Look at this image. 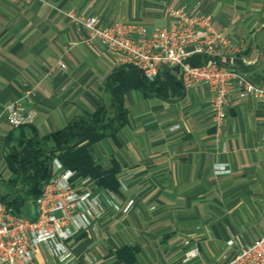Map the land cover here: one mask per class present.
Wrapping results in <instances>:
<instances>
[{
  "label": "crops",
  "instance_id": "1",
  "mask_svg": "<svg viewBox=\"0 0 264 264\" xmlns=\"http://www.w3.org/2000/svg\"><path fill=\"white\" fill-rule=\"evenodd\" d=\"M171 6L211 14L215 30L244 46L235 54L236 65L264 85V0H0L5 178L10 173L4 154L27 131L9 123V101L22 98L36 111L30 124L40 135L101 104L111 107L107 80L119 65L103 46L86 41L87 29L73 24L67 12L97 14L107 23L140 22L151 33L167 24ZM167 75L177 78L164 67L160 77ZM172 78L164 97L127 91V123L116 139L104 137L89 146L103 169L116 167L119 185L114 190L90 175L76 177L78 187L93 192L98 214L87 229L71 228L66 264H222L264 233V99L233 95L217 127L207 88L182 85L178 92ZM216 164L230 171L215 173ZM24 212L32 213L30 204ZM185 240L200 250L189 262L182 261ZM33 252L35 264H62L48 242Z\"/></svg>",
  "mask_w": 264,
  "mask_h": 264
},
{
  "label": "built area",
  "instance_id": "2",
  "mask_svg": "<svg viewBox=\"0 0 264 264\" xmlns=\"http://www.w3.org/2000/svg\"><path fill=\"white\" fill-rule=\"evenodd\" d=\"M66 15L73 24L86 28V41L103 46L116 65L131 64L150 81L168 67L173 69L184 89L204 85L217 127L224 121L233 95L240 100L264 99V85L256 83L249 71L236 65L235 54L244 49L243 44L215 30L209 13L171 6L166 12L167 24L155 27L151 33L140 22L107 23L97 14L67 12ZM197 55L206 58L199 64L190 63L189 59ZM59 65L66 68L61 61ZM5 113L14 128L31 123L36 116V111L28 109L22 98L9 101ZM214 171L230 170L225 164H216ZM76 177L75 170L53 157L50 175L42 182L40 195L33 203L35 210L30 215L14 213L0 193V264H35L33 247L43 242H48L54 256L66 264L71 257L66 244L71 228L87 229L98 214L93 192L78 187ZM131 204L130 199L124 210ZM114 207L119 208L116 204ZM185 244L182 261L196 259L200 254L198 244L189 240ZM222 264H264V233L225 257Z\"/></svg>",
  "mask_w": 264,
  "mask_h": 264
},
{
  "label": "trees",
  "instance_id": "3",
  "mask_svg": "<svg viewBox=\"0 0 264 264\" xmlns=\"http://www.w3.org/2000/svg\"><path fill=\"white\" fill-rule=\"evenodd\" d=\"M193 57L189 59L192 64H199L206 58L203 55ZM163 69L150 81L135 66L121 64L112 70L107 80L111 107L101 104L91 112L75 115L63 128L44 135H40L30 123L20 126L27 131L22 130L18 141L3 158L10 176L5 178L0 169V184L6 187L2 197L14 213L26 215V204H33L40 195L41 184L50 175L53 157L59 158L65 167L75 170L76 176L90 175L99 185L117 189L116 167L103 169L94 161L89 146L104 137L116 139V133L127 123V91L139 89L146 96L164 97L169 86L166 81L172 77L167 75V80H162L160 73ZM172 79L173 88H178L180 92L181 81Z\"/></svg>",
  "mask_w": 264,
  "mask_h": 264
},
{
  "label": "rangeland",
  "instance_id": "4",
  "mask_svg": "<svg viewBox=\"0 0 264 264\" xmlns=\"http://www.w3.org/2000/svg\"><path fill=\"white\" fill-rule=\"evenodd\" d=\"M0 169H3L2 168V164H0ZM5 174V173H4ZM6 190V187L3 186L2 184L0 185V193H3L4 191ZM31 205V209H32V212H34L35 210V206L33 204H30Z\"/></svg>",
  "mask_w": 264,
  "mask_h": 264
}]
</instances>
